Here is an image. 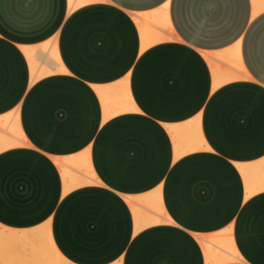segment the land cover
I'll use <instances>...</instances> for the list:
<instances>
[{"label":"crops","instance_id":"1","mask_svg":"<svg viewBox=\"0 0 264 264\" xmlns=\"http://www.w3.org/2000/svg\"><path fill=\"white\" fill-rule=\"evenodd\" d=\"M258 2L0 0V123L25 138L0 149V224L49 223L73 264H208L204 243L220 240L241 256L220 264H264ZM136 16L165 18L174 38L143 49ZM47 42L64 71L32 81L23 48ZM207 56L242 78L215 88ZM83 164L98 182L66 192L63 169ZM130 201L168 220L137 229Z\"/></svg>","mask_w":264,"mask_h":264},{"label":"bare ground","instance_id":"2","mask_svg":"<svg viewBox=\"0 0 264 264\" xmlns=\"http://www.w3.org/2000/svg\"><path fill=\"white\" fill-rule=\"evenodd\" d=\"M92 1H97V0H69V6L70 9L73 10L83 4ZM254 1L256 2V4L259 3L258 2L259 0H254ZM156 16L158 15H155V17ZM149 17H151V15ZM138 18L139 17L136 16L135 20L137 21L141 31L143 49L155 43L174 38V32L172 30V27L170 26L168 20H166L165 18L152 20L153 21L152 23L155 25H149L148 23H146V21L142 19L139 20ZM151 18H154V16H152ZM156 24H160L170 29L173 35L171 36L158 35L156 30L157 28ZM38 47L41 51L39 53L36 52V48H28V47L23 48L29 60L32 81H35L44 75L64 71V67L59 59L56 44H52V42H47L44 43L42 46H38ZM230 57L226 55L225 61L230 63L229 62V60L231 59ZM207 59L213 71L215 88L227 81L237 79L240 77L242 78V75L237 76L235 74L230 73L229 70L225 71L224 69L223 70L219 69L217 63H215L214 60H211L208 56ZM233 64L243 69V67L239 63L233 62ZM124 100L122 99L123 102ZM118 107L120 110L130 108V106L125 103L124 104L122 103L121 106L118 105ZM8 115L11 117L10 113ZM2 117L0 118V121H5L6 119H8V118L4 119V117H7L4 116L3 120H1ZM9 122L11 121L8 120L4 123L2 122L0 123V125L3 124L2 126L6 128L9 125L10 127L8 126L7 129L18 135L23 136L19 128L20 126H18L17 123L15 122L11 123L10 125ZM3 136L2 137L0 136V149L14 146L6 139L7 137L5 136L3 137ZM83 165L85 167L82 168V170L78 168L81 175H77L76 177H72L69 171L63 169V175L66 181V186H65L66 192L80 185H86V184H92L98 182V179L94 174V172L92 171V169L85 164ZM138 203L141 202L130 201V204L134 209V214L137 222V229H140L146 225L165 222L168 220V216L165 214V212L161 209H158V206L156 204L151 203L149 201L147 202V207L155 211L158 215L146 217L143 213L138 211L136 206V204ZM204 246H205V252H206L208 264H220L224 262L237 261L241 259V256L239 255L237 250L233 247V245L228 242H225L224 240L211 241L210 244L204 243ZM0 262L2 264H73L69 260H67L57 249L52 238V233L49 223H44L39 227H35L32 229H24V230L11 229L0 224ZM115 264H119V263H115Z\"/></svg>","mask_w":264,"mask_h":264},{"label":"rangeland","instance_id":"3","mask_svg":"<svg viewBox=\"0 0 264 264\" xmlns=\"http://www.w3.org/2000/svg\"><path fill=\"white\" fill-rule=\"evenodd\" d=\"M138 19L139 20L142 19V20L146 21V23H148V24L153 22V21H150L149 18H147L145 16L144 17H139ZM151 25H155V24L152 23ZM156 25H157V33H158V35H162V36H167V35L171 36V35H173L172 32L170 31V29H168V28H166V27H164V26H162L160 24H156ZM208 57L211 60H214V58L212 56H208ZM242 71H244V69H242L241 67L236 66V65H234V69L233 70H229L230 73L235 74L237 76L242 75ZM6 129L7 128L3 126V130H6ZM8 132L10 133V136H8L6 139L12 145L15 146V145H19V144L25 143V138L23 136L18 135L16 133L10 131L9 129H8Z\"/></svg>","mask_w":264,"mask_h":264}]
</instances>
